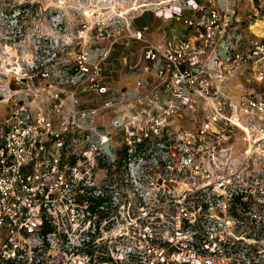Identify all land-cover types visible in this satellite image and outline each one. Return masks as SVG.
Instances as JSON below:
<instances>
[{
    "label": "built area",
    "instance_id": "2783aa9c",
    "mask_svg": "<svg viewBox=\"0 0 264 264\" xmlns=\"http://www.w3.org/2000/svg\"><path fill=\"white\" fill-rule=\"evenodd\" d=\"M172 3L160 41L126 24L116 94L117 40L0 16V264H261L264 0Z\"/></svg>",
    "mask_w": 264,
    "mask_h": 264
},
{
    "label": "rangeland",
    "instance_id": "374dc122",
    "mask_svg": "<svg viewBox=\"0 0 264 264\" xmlns=\"http://www.w3.org/2000/svg\"><path fill=\"white\" fill-rule=\"evenodd\" d=\"M163 3L167 8L173 5L172 0H0V16L7 18L10 25L16 11L22 12L21 23L25 24V32L28 37H32L36 33L33 31L35 26L40 23H46V17L51 13L52 16L57 15V21H62L66 27L63 39L69 37L73 41L90 39V43L101 41V44H107V41L117 40L109 57L102 65V76L107 82L111 83V87L116 94L121 87L117 84L121 73L126 72L118 70L122 67L121 60L130 55V52L137 53L139 43H132L128 47H124V43L128 40L125 38V26L141 11L154 9L158 4ZM242 8V4H240ZM239 14L244 18L248 13L240 10ZM264 17V12H263ZM257 17H252L253 21ZM55 20V19H54ZM19 23V22H17ZM174 24V23H173ZM177 24V29H182ZM262 26V24H260ZM84 26V33H78ZM253 26V25H252ZM174 27V26H173ZM98 30H102L99 33ZM170 28L160 26L152 27L149 32L150 39L162 38L163 33H169ZM101 34V35H100ZM97 37V38H96ZM92 39V40H91ZM130 43V42H129ZM124 69V68H123ZM246 89H253V84L244 83ZM99 106L102 100L94 101ZM90 106H92L90 104ZM7 104H0V115L8 111ZM261 264H264V253L257 256Z\"/></svg>",
    "mask_w": 264,
    "mask_h": 264
},
{
    "label": "crops",
    "instance_id": "0c3cea01",
    "mask_svg": "<svg viewBox=\"0 0 264 264\" xmlns=\"http://www.w3.org/2000/svg\"><path fill=\"white\" fill-rule=\"evenodd\" d=\"M243 13H246L244 10H242ZM249 14L247 16H245L244 18L248 17ZM132 23V27L135 30H139L142 29L145 26H150V29L154 26L157 28V26L163 27L164 29L169 27L170 28V32L169 33H163L162 38H158V39H154L157 41H160L163 39V37L169 36L171 34V32L175 29L177 31H181L182 29H177V24L173 21H164L162 18H159V16L157 15V13L153 12V11H142L141 13H139L135 18H133L131 20ZM174 23V24H173ZM174 26V27H173ZM107 44L103 43V44H99L98 48H102L103 46H106ZM97 48V49H98ZM96 50V49H95ZM122 67V69L120 68L118 71L122 72L123 70H125L126 72L121 73L120 78L117 81L118 85H121L120 88H125V89H131L133 84L135 83V78L133 77V75L122 65L120 66ZM124 68V69H123ZM105 82L111 86V83L107 82L105 80ZM119 88V89H120ZM96 99H93L91 101V105L92 106H96Z\"/></svg>",
    "mask_w": 264,
    "mask_h": 264
},
{
    "label": "bare ground",
    "instance_id": "6f19581e",
    "mask_svg": "<svg viewBox=\"0 0 264 264\" xmlns=\"http://www.w3.org/2000/svg\"><path fill=\"white\" fill-rule=\"evenodd\" d=\"M260 24H256V25H251V30H253V31H256V29H257V27L259 26Z\"/></svg>",
    "mask_w": 264,
    "mask_h": 264
}]
</instances>
